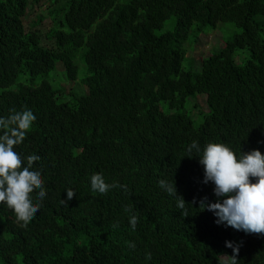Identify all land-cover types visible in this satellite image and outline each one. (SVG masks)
Returning <instances> with one entry per match:
<instances>
[{
  "label": "trees",
  "instance_id": "1",
  "mask_svg": "<svg viewBox=\"0 0 264 264\" xmlns=\"http://www.w3.org/2000/svg\"><path fill=\"white\" fill-rule=\"evenodd\" d=\"M39 1L45 14L34 23L50 20L49 47L39 30H24ZM220 22L239 33L198 71L182 70L193 38ZM79 63L86 93L53 87L55 65L75 81ZM196 94L206 109L193 125L183 109ZM25 107L36 120L15 150L40 157L33 169L47 195L27 226L0 204V264H222L232 255L225 241L241 244L238 264H264V235L218 225L199 208L218 198L186 151L195 140L264 154V0H0V117ZM94 173L126 190L94 193ZM161 179L174 180L184 210ZM68 188L76 195L61 205Z\"/></svg>",
  "mask_w": 264,
  "mask_h": 264
},
{
  "label": "clouds",
  "instance_id": "2",
  "mask_svg": "<svg viewBox=\"0 0 264 264\" xmlns=\"http://www.w3.org/2000/svg\"><path fill=\"white\" fill-rule=\"evenodd\" d=\"M10 115L0 117V204H4L13 212L17 222L27 226L42 207L47 195L41 172L33 169L34 162L40 157L36 154L22 157L16 150L30 131L36 116L26 107L21 111L10 109ZM188 156L193 151L197 154L198 163L203 166V183L214 185L213 194L218 199L207 202L204 197L199 201V208L208 210L216 217V224H224L245 234L264 235V154L259 150L240 151L237 155L223 143H207L200 147L193 140L186 149ZM186 156V157H188ZM158 186L168 195L177 197L176 206L185 209L186 202L177 195L174 180L158 181ZM90 187L94 193L106 194L115 187L126 186L106 183L102 174L94 173L90 177ZM35 193V200L33 198ZM66 199L60 204L67 206L75 195L71 188L65 190ZM195 198L192 202L196 203ZM125 211L132 212L129 206ZM187 216L186 211L181 212ZM138 218L135 214L129 217L133 231ZM115 226V225H114ZM242 243V242H241ZM134 248V242H127ZM225 246L232 249V255H226L222 264H238L237 256L241 244L225 241ZM145 259H151V253H145Z\"/></svg>",
  "mask_w": 264,
  "mask_h": 264
},
{
  "label": "rangeland",
  "instance_id": "3",
  "mask_svg": "<svg viewBox=\"0 0 264 264\" xmlns=\"http://www.w3.org/2000/svg\"><path fill=\"white\" fill-rule=\"evenodd\" d=\"M44 8L45 7L42 5V1L34 4V6L29 5L23 18V24L25 31L33 29L39 30L41 32V44L45 47H49L50 42L44 39V33L47 31V28L50 25V20L46 18L36 26L34 23L36 14H45ZM172 24L173 18L166 20L163 23L162 28L157 31V34L170 30ZM238 33L239 29H237L233 24L227 22L217 23L214 29L204 28L202 32L198 33L197 36L193 38V41L189 46L190 48L186 51L187 58L185 57V59L181 63V69L198 71L199 60L201 59V57H206L208 54H211L215 51L214 49H218L225 41L229 40L233 35ZM80 66L81 68H79L77 72V78L75 81L67 80L64 75H62V72L57 65H55L54 70L48 75V79L54 88H63L65 90L64 93L72 92V94H76L75 88L77 87V84H79L81 88L80 93L84 94L86 93V87L81 85V83L79 82V78L84 74V69L81 64ZM196 95V99L195 97L187 98L183 109L192 120L193 125H198V123L200 122V113L202 109H206L203 104L204 95ZM161 107L167 110L165 104H161Z\"/></svg>",
  "mask_w": 264,
  "mask_h": 264
}]
</instances>
